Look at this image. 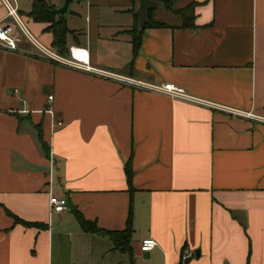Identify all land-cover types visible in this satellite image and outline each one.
<instances>
[{
  "label": "crops",
  "instance_id": "0c3cea01",
  "mask_svg": "<svg viewBox=\"0 0 264 264\" xmlns=\"http://www.w3.org/2000/svg\"><path fill=\"white\" fill-rule=\"evenodd\" d=\"M33 1L9 0L56 52L48 24L29 16ZM126 1L111 0L104 17L89 4L83 28L68 25L83 16L70 7L62 56L86 50L89 71L38 58L25 39L22 51L0 48V264H264V0H185L174 9L188 8L193 27L155 0L152 16L166 25L144 28L135 51L138 1ZM162 6L173 21L159 18ZM97 70L172 83L200 102ZM51 195L66 199L64 211L50 208ZM130 206L124 251L75 216L121 231ZM148 238L156 246L141 252Z\"/></svg>",
  "mask_w": 264,
  "mask_h": 264
},
{
  "label": "built area",
  "instance_id": "2783aa9c",
  "mask_svg": "<svg viewBox=\"0 0 264 264\" xmlns=\"http://www.w3.org/2000/svg\"><path fill=\"white\" fill-rule=\"evenodd\" d=\"M1 1L6 8V15L2 20H0V48L9 51H22V49L19 47L18 44L22 41V39H25V41H27L33 46L34 48L33 55L38 58L49 60L54 63L62 64L65 66L73 67L84 71L90 70L88 66V55L86 50L78 47H71L69 50L70 58H65L62 55L54 52L52 49H49L48 47L42 45L37 39L33 37V35L27 30V28L21 21L16 7H14L9 2V0H1ZM7 18H11L13 20L14 25L6 22L5 20ZM14 26H16L19 29L21 35H18L16 33ZM95 73L98 76L104 78L116 80L125 83L129 86H133L150 92L153 91V92L165 94L171 98L182 99L184 101H189V102H197V103L200 102L198 101V99H195L194 97L189 95L182 87L175 86L172 83H162L160 85H156L129 77L128 78L121 77L119 75L107 71L97 70ZM52 98H53L52 95L48 96L49 100H52ZM211 106L225 110V108L220 107L218 105H211ZM232 113L235 115H240L239 113L234 111ZM244 116L252 117L251 113H246ZM49 205L54 212L61 213L66 209V199L63 197L51 195L49 197ZM155 246H156V241L154 239L148 238L141 241L139 245V249L141 252H149ZM183 257L185 258V256ZM143 264H152V263L149 260H146Z\"/></svg>",
  "mask_w": 264,
  "mask_h": 264
},
{
  "label": "trees",
  "instance_id": "16d2710c",
  "mask_svg": "<svg viewBox=\"0 0 264 264\" xmlns=\"http://www.w3.org/2000/svg\"><path fill=\"white\" fill-rule=\"evenodd\" d=\"M176 0H161V2L164 4V6L171 10L174 13L180 14L183 17L184 27H193V21L192 19H189L190 16L187 14L188 8L184 9H174L172 7L173 2ZM53 5H50L45 0H34L32 2L31 10L29 12V16L35 21V22H43L47 23L48 26L45 27V30L50 32L52 34V42L51 46L53 49L56 50V52L60 55H66L68 53L67 48V35L73 34V31L69 30L66 26V23H62L59 19V17L52 12ZM70 12V11H69ZM153 8L149 9L147 12V20L142 28L137 30V23L138 19L136 14H133L134 21H135V27L133 28V49L134 51L137 48V44L139 42V39L141 37L142 30L147 27H160L165 26L166 24L161 21H157L152 16ZM132 31V30H131ZM38 139L40 141V145L43 149V152L46 156H48V149L46 147V144L42 140V134L41 130L37 129ZM125 174L127 178L128 185H131V177H132V169L130 162H127L125 165ZM131 206L129 207L128 211V217L126 222V228L121 231H107L104 229H101L97 226L95 222L86 220L79 212L75 213V216L77 218V221L81 227V229L84 232L87 233H94L99 235L108 236L112 242L113 246L117 249H120L122 251L127 250L129 248V240L130 235L132 233L131 228ZM15 222H21L20 219L17 217H14ZM24 223V222H23ZM28 225V223H24Z\"/></svg>",
  "mask_w": 264,
  "mask_h": 264
},
{
  "label": "rangeland",
  "instance_id": "374dc122",
  "mask_svg": "<svg viewBox=\"0 0 264 264\" xmlns=\"http://www.w3.org/2000/svg\"><path fill=\"white\" fill-rule=\"evenodd\" d=\"M28 1L29 0H22V3L20 4V6L23 8L24 4H26ZM77 1L78 0H75L70 5V7L80 10L82 15L85 13L87 6H89V4H91L92 7H94V9H95V11L92 10L91 15L96 16L97 14H99V15L104 17L106 15V13H105L106 7L108 6V4L111 0H83L81 2L80 6L78 5L79 3ZM126 2H127L126 0H123V1L121 0L120 3H118V4L114 3V5H117L119 7L126 6L127 5ZM184 2H185V0H180V1L177 0V1L173 2L172 7L173 8H179L180 6H183ZM157 12H158L159 18L161 20L170 22V21H173L175 19L172 16V14L169 11H167L163 6L158 7ZM121 17H122V19H124V16H121ZM68 25L72 26L73 28H83L85 26L84 15L82 16V18H75V17L73 18V17L69 16Z\"/></svg>",
  "mask_w": 264,
  "mask_h": 264
},
{
  "label": "water",
  "instance_id": "95a60500",
  "mask_svg": "<svg viewBox=\"0 0 264 264\" xmlns=\"http://www.w3.org/2000/svg\"><path fill=\"white\" fill-rule=\"evenodd\" d=\"M75 0H61V4L57 7L52 8V12H54L60 19L62 23H65L66 21V15L70 11V5L74 2ZM138 1V6L135 10V14L138 19V26L142 28L147 20V12L149 9L155 7L158 5V2L155 0H137ZM137 249V248H136ZM196 252V256H197ZM189 258H186L184 260L185 263H187Z\"/></svg>",
  "mask_w": 264,
  "mask_h": 264
}]
</instances>
